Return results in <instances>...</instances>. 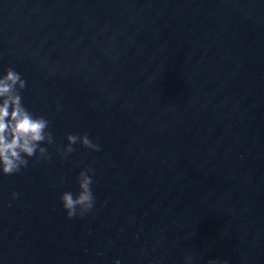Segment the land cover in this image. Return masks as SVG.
Masks as SVG:
<instances>
[{
	"label": "water",
	"instance_id": "1",
	"mask_svg": "<svg viewBox=\"0 0 264 264\" xmlns=\"http://www.w3.org/2000/svg\"><path fill=\"white\" fill-rule=\"evenodd\" d=\"M5 68L53 144L0 176V264H264V0H0Z\"/></svg>",
	"mask_w": 264,
	"mask_h": 264
},
{
	"label": "clouds",
	"instance_id": "2",
	"mask_svg": "<svg viewBox=\"0 0 264 264\" xmlns=\"http://www.w3.org/2000/svg\"><path fill=\"white\" fill-rule=\"evenodd\" d=\"M26 81L12 68L0 71V176H8L26 168L29 161H47L48 147L53 144L50 121L44 116L34 115L25 107L21 93ZM65 145L56 147V152L63 159L73 151L77 143L91 152L99 151L87 134H68ZM77 190L64 191L59 195V202L67 218L82 217L89 213L95 204L92 191L93 175L91 168H85L76 176ZM13 192L11 198L15 199ZM119 264V261L116 262ZM209 264H217L210 261Z\"/></svg>",
	"mask_w": 264,
	"mask_h": 264
}]
</instances>
